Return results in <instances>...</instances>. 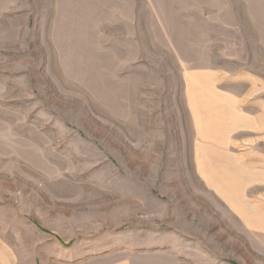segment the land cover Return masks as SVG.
<instances>
[{"label":"rangeland","instance_id":"obj_1","mask_svg":"<svg viewBox=\"0 0 264 264\" xmlns=\"http://www.w3.org/2000/svg\"><path fill=\"white\" fill-rule=\"evenodd\" d=\"M204 70L235 96L221 112L205 84L189 108ZM249 80L264 106V0H0V264H264L233 206L264 212L262 120L219 136Z\"/></svg>","mask_w":264,"mask_h":264},{"label":"crops","instance_id":"obj_2","mask_svg":"<svg viewBox=\"0 0 264 264\" xmlns=\"http://www.w3.org/2000/svg\"><path fill=\"white\" fill-rule=\"evenodd\" d=\"M202 84H205L210 89L211 98L210 103H212L217 112H221L225 108V104H227L228 99H235V96L233 93L231 94L225 88H222V84H227V80L225 78V73L222 74L221 71L217 70H204V71H193L189 72L187 75V85H188V104L189 108L193 113H195V98H196V92L198 91V88L202 86ZM249 86L247 88V91L245 94H243L242 97L238 98V101L241 103V111L242 115H245V123L240 126V128H237V125L234 124L233 129L229 132H224L223 134H219V136L222 138V144L221 146L225 147L227 149L230 143L234 141L235 139L234 134L237 132H255L257 135H260V121L262 120V123L264 125L263 119H264V106L263 104L260 105V100L255 99V95L258 93L256 91V86H253L252 80H249ZM232 97V98H230ZM228 105V104H227ZM246 105V106H244ZM248 106V108H247ZM196 114V113H195ZM196 120V127L199 132V137L201 140H199V143H193V153H201L204 149L202 148L204 145L210 144L211 142V136L207 135L206 133L203 134L201 129L199 128L198 121L199 119L197 116H195ZM262 125V131L264 133V126ZM238 130V131H237ZM237 131V132H236ZM207 135V136H206ZM254 136V135H253ZM253 140L252 137L242 139L241 141L249 142L251 143ZM230 141V142H229ZM235 140L234 142H236ZM203 142V143H202ZM229 142V143H228ZM232 145H234L232 143ZM252 152L248 150H243L241 152V157L243 158L244 165L252 168L256 165L255 160L253 159V156L251 154ZM201 164H199L200 168H210V165H206L203 161L200 159L198 160ZM205 183L211 184V179L208 177V174L204 175L203 177ZM228 200V198H226ZM245 199V202L243 204L234 203L233 206L237 212V217L241 220L242 224L247 225V227H250L253 231L261 232L264 231V212H261L259 204L256 206L253 204L255 201L254 199L248 200ZM187 201V199H185ZM250 202V203H249ZM253 207L249 212L247 211V208ZM246 208V209H245ZM245 209V210H243ZM111 254H113L111 251H106L102 253L97 254H91L87 255L85 258H80V261H83L82 264H133V259L131 255L124 254L121 257H111Z\"/></svg>","mask_w":264,"mask_h":264}]
</instances>
